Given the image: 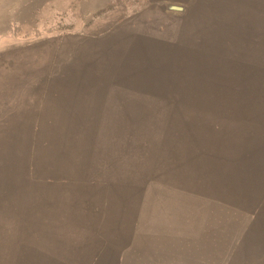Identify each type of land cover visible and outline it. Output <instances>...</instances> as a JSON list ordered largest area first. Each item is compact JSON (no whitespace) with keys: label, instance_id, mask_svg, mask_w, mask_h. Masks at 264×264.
Listing matches in <instances>:
<instances>
[{"label":"crops","instance_id":"crops-1","mask_svg":"<svg viewBox=\"0 0 264 264\" xmlns=\"http://www.w3.org/2000/svg\"><path fill=\"white\" fill-rule=\"evenodd\" d=\"M112 23L98 24L83 34L80 59L68 64L75 81H35L25 87L20 79L2 84L0 148H6L8 135L14 148H56L55 129L60 126L63 131L72 130L63 137V148H86L83 179L69 182L73 190L83 186V229L73 230L70 225L57 229L55 174L51 180L45 177L46 166L47 171L50 168L49 161L47 165L43 161V166L35 168L37 178L30 182L25 177L11 181L14 186L33 188L31 212L19 208L16 199L8 198L4 187L11 207L1 208L0 214L16 218L13 224L3 225L5 230L1 228L2 242L16 233L10 237L16 256H4V262L167 264L166 250L171 242L164 236L154 237V222L162 220L168 223V231L183 233L188 230L181 229L184 223L194 229L198 216L194 212L202 209L231 218V225L249 215L254 222L264 215V59L225 43L226 36L221 33L208 35L168 25H163L162 31L160 24L152 23L137 30L130 23L113 27ZM15 67L22 71L21 64ZM40 86L43 89L38 91ZM39 93L43 108H31L24 115L18 106ZM33 100L38 105L37 97ZM8 105H15V109L11 107L10 111ZM25 117L39 122V128L44 122L46 144L39 143V133L34 142L32 136L24 135ZM137 122L142 123L146 136L163 138L161 143L166 148L160 151H172L177 159L173 167L161 163L154 190L148 188L140 197L136 183L121 176L119 161L111 171L89 177L93 162L88 159L90 148H117L118 153L121 138L136 136ZM76 127L82 128L78 137ZM124 146L127 150L135 148L133 143L132 147L129 143ZM195 148L200 150L196 152ZM51 164V172H55L54 161ZM202 171L206 176L199 178ZM77 199V195L70 194V200ZM126 201L134 209L121 210V203ZM46 204L47 209L43 207ZM151 215L156 219L149 221ZM25 217L35 218L38 223L23 228ZM136 217L145 219H139L137 226L120 224ZM41 221L49 224H40ZM87 222L92 223L90 227ZM254 226L263 231L262 226ZM82 231L83 240H72L71 236L56 239V232ZM87 233L90 235L85 237ZM57 243L67 249L60 252L61 256L54 251ZM69 245L75 249L74 254Z\"/></svg>","mask_w":264,"mask_h":264},{"label":"rangeland","instance_id":"rangeland-1","mask_svg":"<svg viewBox=\"0 0 264 264\" xmlns=\"http://www.w3.org/2000/svg\"><path fill=\"white\" fill-rule=\"evenodd\" d=\"M169 4L180 5L183 9L171 10L167 7ZM109 22H113L111 26L130 23L129 26L133 24L137 30L143 29L145 24L152 23L160 24L158 28L163 29L162 31L165 27L163 25H168L172 28L184 27L189 31L208 35L221 33L226 36L225 43L238 45L247 49L253 57L256 55V58L264 59V0H0V90L3 82L10 83L20 79L24 81L25 87H30L35 81L61 82L69 79L75 81V76L68 71L70 68L68 64L73 62L72 60L80 59L79 51L83 34L98 24ZM120 28L124 29L123 26ZM16 64L22 65V71H16ZM41 89L43 88L38 91ZM34 97H37L38 105L32 103ZM25 100L26 104L18 106L19 110L22 108L24 115L29 113L31 108L34 110L43 108L40 104L41 93ZM1 107L0 104V110ZM11 107L12 110L15 109V105H8L10 111ZM155 114L158 116V109ZM26 120L25 117L24 135L29 138L32 136L34 142V138H37L36 134L39 133L41 135L39 143L46 144L42 131L44 122H41L39 128V122ZM56 123L62 125V122ZM47 124L48 122L45 121V125ZM141 124L137 122L135 137L120 139L118 153L117 148H90L92 153H90L91 158L88 156V159L92 160L93 167L89 177H97L103 172L111 171L115 161H119L121 176L129 177L131 182L136 183L137 196L144 195L148 188L154 190L155 183L160 179L161 163L173 167L177 159L172 151L168 153L160 151V148H166L161 143L163 138L146 136ZM55 130L56 148H14L13 139L8 135L6 148H0V213L1 208L11 207V202L5 198L4 187L8 191V198L16 199V202H20L19 208L31 212L33 188L24 189L22 185L14 186L11 181L14 178L22 180L25 177L30 182L33 178H37L35 168L39 165L43 166L41 162L46 161L47 165L49 161L50 171H47L46 166L45 177L48 175L51 180L52 174H55L53 175L56 179L54 208L57 229L70 225L73 230H82L83 200L81 199L83 197L80 193H83V186L78 185L77 190H73L74 187L69 185V182L73 178L83 179V158L86 156V148H71L70 145L63 148L61 141L68 132L72 133V130L63 131L62 126ZM81 131V127L75 128L76 137ZM25 140L27 141L26 138ZM126 143H129L130 147L132 143L135 144L134 150H131L132 148L127 150L124 146ZM194 150L197 152L200 149ZM52 161L55 163V172H51ZM133 162L135 165L131 166ZM22 165H24V173ZM205 176L204 171L199 174V178ZM72 193L77 195V200H70ZM138 204L137 202L136 207ZM43 207L47 209L48 205ZM120 208L124 212L134 209L127 201L121 203ZM86 210L88 209L84 210L88 214ZM194 215H198L194 229L191 230V227L184 223L181 229L188 230L183 233L168 231V223L162 220L153 223L154 237L164 236L167 242L173 244L172 246L169 244L166 250L167 264H264V215H260L255 222L249 215L241 218V221L239 219L237 225L230 224L231 218L229 220L224 216H214L209 211L204 212L203 209L202 212H194ZM139 219L143 221L145 218L136 217L134 221L132 219L130 222L120 221V224L130 223L137 226L141 223ZM148 219L153 221L156 217L151 215ZM14 221L16 218H7L6 215L0 214V264H10L8 261L4 262V256L7 258L16 256V250L10 246V237L16 236V233L8 235V240H5L7 244L1 241V228L4 227L5 230L6 226L3 225L8 222L13 224ZM106 221L104 219L105 224ZM37 223L35 218L25 217L23 228ZM40 224L49 223L41 221ZM91 224L87 222L88 227ZM254 225L262 226L263 231L256 230ZM13 229H20V226ZM65 230L70 229L65 228ZM83 235V231L82 233L56 232V239L58 241L63 240L64 236H71L72 240H83ZM89 235L90 233H87L85 237ZM111 236L113 239L117 238L114 234ZM68 248L70 253L74 254L75 249L70 245ZM64 250L67 251L66 248H62L61 243L55 245L54 251L57 256H61L60 252Z\"/></svg>","mask_w":264,"mask_h":264},{"label":"water","instance_id":"water-1","mask_svg":"<svg viewBox=\"0 0 264 264\" xmlns=\"http://www.w3.org/2000/svg\"><path fill=\"white\" fill-rule=\"evenodd\" d=\"M167 7H168L169 9H171V10H182V9H183L182 6H180V5H176V4H169Z\"/></svg>","mask_w":264,"mask_h":264}]
</instances>
